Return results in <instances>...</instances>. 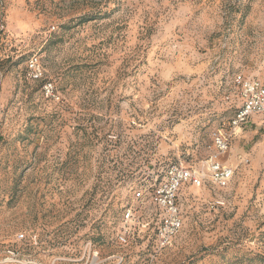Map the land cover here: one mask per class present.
<instances>
[{
  "label": "rangeland",
  "instance_id": "rangeland-1",
  "mask_svg": "<svg viewBox=\"0 0 264 264\" xmlns=\"http://www.w3.org/2000/svg\"><path fill=\"white\" fill-rule=\"evenodd\" d=\"M237 75L264 81V0H0V264H264V116L230 127ZM213 132L231 135L224 189ZM178 164L204 182L151 257L147 190Z\"/></svg>",
  "mask_w": 264,
  "mask_h": 264
},
{
  "label": "built area",
  "instance_id": "built-area-1",
  "mask_svg": "<svg viewBox=\"0 0 264 264\" xmlns=\"http://www.w3.org/2000/svg\"><path fill=\"white\" fill-rule=\"evenodd\" d=\"M25 70L30 81L41 83V91L46 98L59 101L54 83L45 78L44 68L36 54L26 59ZM234 83L239 89L241 103L230 119V127L237 129L254 115L264 116V81L237 75ZM230 136L220 132H213L211 135L214 153L209 157L207 167L212 183L221 189L226 188L232 178V170L223 166L219 160V156L228 149ZM204 177V173L195 167L182 164L171 165L164 171L161 180L156 181L157 185L154 184L147 190L151 203L161 211L151 257H155L162 249L168 247L182 228L183 222L177 205L179 191L185 185L199 187L203 184ZM135 198L143 201L142 192H137ZM134 218L132 210L128 209L123 216V222H130ZM19 238L22 239L23 236L20 235ZM116 238L120 244L126 243L124 234H119Z\"/></svg>",
  "mask_w": 264,
  "mask_h": 264
}]
</instances>
